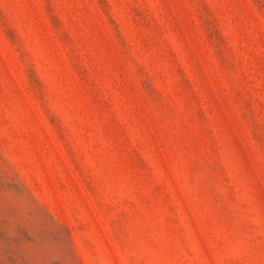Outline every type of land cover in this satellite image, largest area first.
<instances>
[{"label": "rangeland", "instance_id": "1", "mask_svg": "<svg viewBox=\"0 0 264 264\" xmlns=\"http://www.w3.org/2000/svg\"><path fill=\"white\" fill-rule=\"evenodd\" d=\"M0 264H264V0H0Z\"/></svg>", "mask_w": 264, "mask_h": 264}]
</instances>
